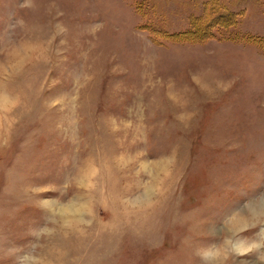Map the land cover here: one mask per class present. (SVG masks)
I'll return each instance as SVG.
<instances>
[{
    "label": "rangeland",
    "instance_id": "rangeland-1",
    "mask_svg": "<svg viewBox=\"0 0 264 264\" xmlns=\"http://www.w3.org/2000/svg\"><path fill=\"white\" fill-rule=\"evenodd\" d=\"M0 264H264V0H0Z\"/></svg>",
    "mask_w": 264,
    "mask_h": 264
},
{
    "label": "trees",
    "instance_id": "trees-1",
    "mask_svg": "<svg viewBox=\"0 0 264 264\" xmlns=\"http://www.w3.org/2000/svg\"><path fill=\"white\" fill-rule=\"evenodd\" d=\"M177 36H178V35H176L175 37H177ZM185 36H187V37H183L184 39L189 37V38H190V40H191V37H190V36H188V34H186ZM190 40H189V41H190Z\"/></svg>",
    "mask_w": 264,
    "mask_h": 264
}]
</instances>
